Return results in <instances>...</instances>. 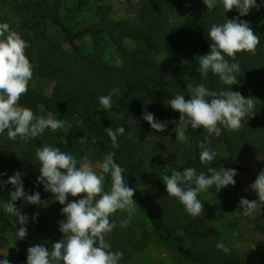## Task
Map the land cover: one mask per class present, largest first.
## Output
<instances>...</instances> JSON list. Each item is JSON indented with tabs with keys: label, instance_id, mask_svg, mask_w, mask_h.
Instances as JSON below:
<instances>
[{
	"label": "trees",
	"instance_id": "trees-1",
	"mask_svg": "<svg viewBox=\"0 0 264 264\" xmlns=\"http://www.w3.org/2000/svg\"><path fill=\"white\" fill-rule=\"evenodd\" d=\"M123 1L130 4V0ZM14 3L13 10L23 16L19 27L1 16L0 23H8L30 45L25 54L33 66L31 80L39 85L34 88L28 84L27 93L18 103L37 116L44 109L65 123L75 118L80 123L73 125L67 134L63 130H46L27 142L12 141L6 133L0 134V172L5 173L0 181L20 172L25 192H39L41 198L40 205L28 204L23 198L15 202L22 213L34 214L37 219L34 233L16 240L14 233L19 225L2 207L14 189L10 184L0 186V251L7 247L6 236L13 242L7 255L0 252V261L8 259L10 264H26L29 247L39 243L51 249L53 243L63 238L59 231V221L64 219L63 205L51 202L52 194L37 183L40 173L35 151L47 144L70 152L77 159L87 155L92 164H99L107 152L114 151L115 162L125 169L127 185L134 188L132 183L137 182L145 186L143 199L149 208L143 214L151 227L150 236H138L130 225L120 227L121 218L117 215L111 218L117 227L106 239L113 251L123 253L120 264H129L133 255L150 241L159 247L176 249L179 264H241L230 248L228 254L216 248L221 242L228 247L215 226L220 220L218 214L209 210L199 217H190L175 198L167 195L163 178L173 170L183 171L188 167L195 168L197 173H206L208 167L240 171L242 166L235 164L237 160L258 166L256 175L264 169V0H257L259 11L254 8L240 17L252 30L256 20L261 19L257 32L260 43L255 55L237 54L240 83L231 86L232 91L258 100L256 114L245 121L240 131L222 129L218 138H210L209 146L217 152L210 165L199 161L198 143L206 135L202 128L190 132L188 142L181 144L172 136L176 124L169 123L164 132H156L142 119L143 110L146 108L158 121L178 122L179 113L167 101L176 94L189 99L188 83L194 86L203 83L217 92L229 89L211 73L205 81L197 68L198 57L209 52L207 36L211 25L237 17L236 10L224 13L219 5L207 10L202 0H142L134 21H115L111 18V8L99 5L96 22L74 32L65 26L57 5H45L40 0ZM84 36H89L92 42V52L87 54L75 44ZM119 37L134 43V47L122 46ZM66 44L69 50L64 49ZM109 47L118 54L120 66L103 60ZM159 57L164 61L163 66L157 62ZM48 87L50 94L46 93ZM120 87L124 88L121 95L111 96ZM102 95L112 98V108L107 111L99 104L98 97ZM116 126H123L125 134L118 138L119 147L113 149L104 129ZM83 137L86 143L82 144L79 139ZM248 173L256 178L254 170ZM109 186L110 177H106L105 188ZM209 192L217 193L214 188ZM133 199H137L136 191ZM252 226L264 237V218L254 220Z\"/></svg>",
	"mask_w": 264,
	"mask_h": 264
},
{
	"label": "clouds",
	"instance_id": "clouds-1",
	"mask_svg": "<svg viewBox=\"0 0 264 264\" xmlns=\"http://www.w3.org/2000/svg\"><path fill=\"white\" fill-rule=\"evenodd\" d=\"M207 10L216 8L217 0H202ZM223 12L236 10L239 15L225 19L223 23L212 24L207 38L210 41L209 52L198 57L197 72L206 81L209 73L218 77L228 90L214 91L205 84L188 83L189 99L185 95L176 94L167 101V105L179 113V121H158L154 115L143 110L142 119L156 132H164L169 123L176 124L173 129L178 143L188 142L186 135L191 129H203L206 133L198 143L199 161L210 165L217 157V152L209 145L211 137H219L222 129L229 132L240 131L247 119L256 112L258 100L251 96L244 97L240 92L232 91L231 86L240 83L241 65L236 60L238 53L255 55L260 43L259 36L254 34L250 24L240 19L252 9L260 10L257 0H219ZM30 45L21 35L12 30L8 23H0V134L6 133L7 139L27 142L40 137L46 130L56 132L65 129V121L54 118L49 112L47 118L37 116L31 109L18 102L28 91L29 81L33 77V66L25 54ZM102 109L112 108L110 95L98 97ZM111 140L113 149L119 147L118 138L125 134L123 126L104 129ZM80 143H86L83 138ZM115 152H107L99 162V171L87 155L77 159L70 152L61 151L58 147L45 144L35 151V160L39 167L37 183L42 184L45 192L52 194L51 202L63 205L61 213L64 219L59 221V231L63 238L51 245V249L43 244H35L27 249L26 264H120L123 253L113 251L111 243L106 239L117 227L111 219L118 211L127 214L126 219L119 221L120 227H127L132 215L138 207L133 200L136 189L130 188L123 175L125 169L114 160ZM237 171L232 168L208 167L207 172L197 173L195 168L188 167L183 171L173 170L170 176L163 178L166 193L175 198L192 218L204 214L199 194L215 189L219 192L227 186H234ZM5 173L0 172V176ZM20 172L9 176L3 184L12 185L14 191L9 200L2 204L5 214L16 218L19 227L14 236L16 240H24L27 236L25 225L29 222L26 213L16 207L15 202L21 198L32 205H40L39 192H25ZM106 177H110V186L105 188ZM257 199L249 201L241 198L240 214L248 217L260 215L264 208V169L250 185ZM80 197L69 201L68 197ZM38 215V214H37ZM33 221L36 215L31 217ZM216 248L225 254L230 249L224 243H217ZM0 264H10L7 260Z\"/></svg>",
	"mask_w": 264,
	"mask_h": 264
},
{
	"label": "rangeland",
	"instance_id": "rangeland-1",
	"mask_svg": "<svg viewBox=\"0 0 264 264\" xmlns=\"http://www.w3.org/2000/svg\"><path fill=\"white\" fill-rule=\"evenodd\" d=\"M40 1L45 5H57L59 9V16L63 19L65 26L74 32L82 30L83 28L96 22L95 11L99 5L109 6L111 8V18L115 21H134L138 10L142 6V0H130V4H126L123 0ZM14 2L15 0H0V16L11 23L14 27L18 28L23 20V16L13 10V6L15 4ZM217 5H219V0H217ZM260 23L261 19H257L253 27V32L256 35ZM119 42L127 49H132L134 47V43L127 39L119 37ZM75 44L83 54L92 52V42L89 36L82 37L76 41ZM63 47L65 50H69V46L67 44ZM103 60L109 64L117 66L121 65L118 54L111 47L105 50ZM157 62L160 66L164 65V61L161 57L157 59ZM29 85L34 88L39 87L37 82L32 80L29 81ZM123 91L124 88H117L111 93V96H120ZM46 93H51V87L47 88ZM47 114L48 113L44 109H40L39 116L47 118ZM79 123L80 120L77 118L73 119L72 122L65 123V129L63 130L64 133L67 134L73 125H78ZM192 131L193 129L189 126L186 135L189 136V133ZM175 135L176 134L173 131L172 136L174 139ZM219 153L222 154L223 157H227L224 152L221 153V151H219ZM235 164H237V166H242V169L240 171L236 170L238 174L234 177V186H227L217 193H210L207 191L199 194L198 198L203 203L204 212L211 210L218 214L220 220L215 223V226L217 230L221 232L222 239L227 241L228 248L237 254L241 264H264V237L258 232H255L252 226V222L254 220H263L264 208L261 209L260 215L248 217L242 216L240 214L242 209L239 208V201L242 197L248 199L249 201L257 198L256 193L250 188V185L254 182L255 178L248 173V170H254L256 175L258 166L255 165L254 167L253 164L247 160H237L235 161ZM98 165L99 164L97 163L93 164L94 170H99ZM132 186L136 188L137 199L133 200L136 202L138 207L132 215L128 225L131 226L133 231L138 236L145 234V236L148 237L151 235V227L143 214V211H147L149 208V205L143 199L145 186L137 182L132 183ZM78 198L80 197L69 196V201ZM26 214L29 217V222L25 225V227L27 228V235H31L34 233L37 219L33 221L31 217H33L34 214L27 212ZM115 215L119 216L121 219L127 218V214L124 212L118 211ZM6 238L8 239L7 247L0 251L4 255H7L13 247L12 239L9 236H6ZM177 254L178 251L176 249L159 247L150 241L142 251L133 255L129 264H179L176 260Z\"/></svg>",
	"mask_w": 264,
	"mask_h": 264
}]
</instances>
